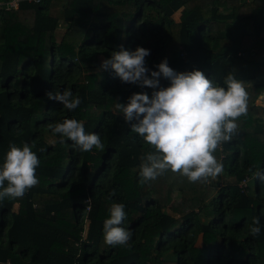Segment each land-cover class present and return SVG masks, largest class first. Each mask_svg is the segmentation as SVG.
<instances>
[{
  "label": "trees",
  "instance_id": "obj_1",
  "mask_svg": "<svg viewBox=\"0 0 264 264\" xmlns=\"http://www.w3.org/2000/svg\"><path fill=\"white\" fill-rule=\"evenodd\" d=\"M137 46L150 51L149 69L166 58L176 72L200 70L214 86L227 89L229 75L242 83L247 114L213 152L230 180L193 183L167 170L140 182L143 158L155 149L131 131L116 103L136 92L151 97L153 89L101 67L111 52ZM168 84L160 78L161 87ZM65 89L82 101L75 110L45 95ZM262 92L264 0L2 4L0 164L10 144H28L40 164L35 187L0 201V264H264V180L254 175L264 172V148L257 147L264 144ZM65 119L98 134L104 150L78 152L67 138L60 143L48 125ZM115 203L125 205L120 226L132 231L127 246L104 242L103 223ZM254 217L257 236L250 234Z\"/></svg>",
  "mask_w": 264,
  "mask_h": 264
},
{
  "label": "clouds",
  "instance_id": "obj_2",
  "mask_svg": "<svg viewBox=\"0 0 264 264\" xmlns=\"http://www.w3.org/2000/svg\"><path fill=\"white\" fill-rule=\"evenodd\" d=\"M149 55L150 51L140 46L134 51L121 47L101 62L103 69L113 70L122 82L153 89L151 97L145 92H136L126 104L116 103L131 131L155 149L143 158L140 182L154 181L167 170L178 172L193 183L216 178L224 168L213 152L221 141H229L236 134V120L247 114L248 93L233 75L227 77L225 89L214 86L200 70L176 72L168 66L166 58L155 66L156 70L149 69L145 61ZM161 77L169 81L167 87L160 86ZM45 95L69 111L82 102L68 89L49 91ZM48 127L53 134H59L60 143L67 138L78 152H90L93 148L104 150L100 136L86 134L83 123L75 119H65ZM39 164L28 144L22 147L10 144L0 164V201L22 198L35 187L39 183L36 175ZM254 175L264 180V172L257 171ZM109 195H115V191ZM124 209L123 203L113 204L109 217L104 220V242L108 246H127L132 237L130 229L120 226L126 218ZM260 231V220L254 217L250 234L257 236Z\"/></svg>",
  "mask_w": 264,
  "mask_h": 264
},
{
  "label": "rangeland",
  "instance_id": "obj_3",
  "mask_svg": "<svg viewBox=\"0 0 264 264\" xmlns=\"http://www.w3.org/2000/svg\"><path fill=\"white\" fill-rule=\"evenodd\" d=\"M180 9H178L176 12L173 13L172 17L178 21L179 20V16H180ZM66 25L63 23L59 26V29L57 31V36L59 37L62 33V31L65 29ZM259 103L264 105V92L259 96ZM49 139H51L50 137H48ZM257 147L258 148H264V144L263 143H257ZM214 155V154H213ZM215 156V155H214ZM216 158V156H215ZM209 180V182L213 185V186H218L219 184L223 183L225 180H230L231 178L226 176L224 174V172H222L221 174H219L216 178H207ZM176 197L174 194H171L170 198ZM201 221L206 223L207 219L204 217H201ZM199 243V241H198ZM237 248V243H233L232 244V250L234 251Z\"/></svg>",
  "mask_w": 264,
  "mask_h": 264
},
{
  "label": "built area",
  "instance_id": "obj_4",
  "mask_svg": "<svg viewBox=\"0 0 264 264\" xmlns=\"http://www.w3.org/2000/svg\"><path fill=\"white\" fill-rule=\"evenodd\" d=\"M21 0H9L7 2H0V6L3 4L5 9H11V8H16L18 6V3ZM28 1H39V0H28ZM242 184H245V180L243 181Z\"/></svg>",
  "mask_w": 264,
  "mask_h": 264
},
{
  "label": "crops",
  "instance_id": "obj_5",
  "mask_svg": "<svg viewBox=\"0 0 264 264\" xmlns=\"http://www.w3.org/2000/svg\"><path fill=\"white\" fill-rule=\"evenodd\" d=\"M263 93V92H262ZM257 102L259 103V100H257Z\"/></svg>",
  "mask_w": 264,
  "mask_h": 264
}]
</instances>
